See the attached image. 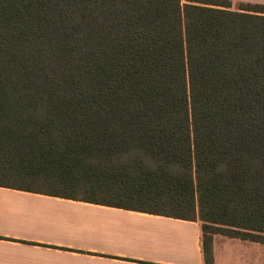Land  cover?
<instances>
[{"label":"trees","instance_id":"trees-1","mask_svg":"<svg viewBox=\"0 0 264 264\" xmlns=\"http://www.w3.org/2000/svg\"><path fill=\"white\" fill-rule=\"evenodd\" d=\"M0 0V185L264 244V4Z\"/></svg>","mask_w":264,"mask_h":264},{"label":"crops","instance_id":"crops-1","mask_svg":"<svg viewBox=\"0 0 264 264\" xmlns=\"http://www.w3.org/2000/svg\"><path fill=\"white\" fill-rule=\"evenodd\" d=\"M213 257L264 264V244L214 234ZM0 264H205L202 225L0 185Z\"/></svg>","mask_w":264,"mask_h":264},{"label":"rangeland","instance_id":"rangeland-1","mask_svg":"<svg viewBox=\"0 0 264 264\" xmlns=\"http://www.w3.org/2000/svg\"><path fill=\"white\" fill-rule=\"evenodd\" d=\"M232 1V9H237L239 6H241V4H244L246 3L245 1ZM187 1L186 0H182V3H186ZM250 3H253V2H250ZM259 4H262V3H259ZM201 225L203 224V222L201 220H199Z\"/></svg>","mask_w":264,"mask_h":264}]
</instances>
